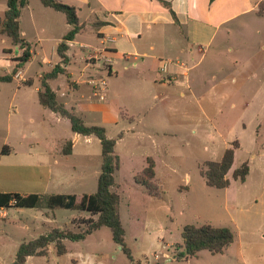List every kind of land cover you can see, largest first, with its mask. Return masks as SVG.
<instances>
[{"label": "rangeland", "instance_id": "374dc122", "mask_svg": "<svg viewBox=\"0 0 264 264\" xmlns=\"http://www.w3.org/2000/svg\"><path fill=\"white\" fill-rule=\"evenodd\" d=\"M6 1L0 0V16L6 11ZM27 1L28 4L22 9L19 19L23 38L32 44H38V40L41 42L35 48L37 56L33 54L18 70L19 74L17 73L9 82H0V189L12 183L30 182L29 179L33 177H36L35 187L39 188L47 177L44 171L35 173L26 167L28 141H23L21 145L18 143L22 134L28 138L33 134L37 136L42 134L34 128L29 119L40 117V111H35L34 104L40 108L39 110H44L34 103L37 100L36 88H42V75L51 72L59 61L56 48L65 33L63 26L66 18L64 14L52 8H45L40 0ZM44 12L53 17L56 24L53 30L41 35L40 39L29 24V16L32 14L34 18L40 19ZM244 46L246 51L252 52L247 48L256 50L257 43L248 42ZM74 50L75 48H72L70 54H73ZM21 53L22 50L13 45L10 38L0 35V77L11 75L17 64L16 59ZM85 57L87 53L84 52L82 58ZM85 65L86 62L81 61L79 55L72 59L70 70L75 78L80 76L79 73ZM88 66L85 75L95 72V69L104 72L102 65ZM113 66L119 80L128 79L129 83L133 82L130 87L139 91L143 88L137 79L133 80L137 71H133L130 64L115 60ZM112 76L114 77V73ZM51 86L58 94L60 102L68 101L66 92H69L70 87L65 74L58 75V79L53 81ZM225 89L230 92L237 90L231 86ZM241 91L245 92L248 100L256 95L258 87L256 83L251 82ZM64 95L66 97H63ZM140 95L141 100L146 101V94ZM105 99L111 100V94L106 95ZM121 99L132 102L128 91L122 93ZM197 101L191 98L188 101L178 99L164 103L150 102V105L156 104V108L146 116L147 122L153 120L146 131L139 129L129 131L128 120L122 121L121 118L118 119V126L110 123L103 127L100 124L101 117L85 114L83 122L85 125L103 127L107 136L116 140L114 151L121 159L122 169L114 173L116 186L111 190L117 192L120 197V222L125 230V245L130 250L131 258L113 242L110 229L102 227L82 241L64 240L67 249L64 255L58 256L55 245L49 244L47 256L30 257L25 264H264V127L257 133L259 135L257 142L255 129L252 127L255 117H259L260 122L264 123V106L260 108L253 104L245 106L243 133L242 126L237 127L241 105L235 104V108L231 109L229 103L211 104ZM167 106L179 109L178 122L174 120L176 116L172 118L170 114L166 113L168 115L166 116L162 112V110L167 112ZM67 109L72 110L69 106ZM202 110L215 118L213 125H219L221 135L213 133L208 135L207 130L205 136L191 134V125L195 121H200L199 123L204 125ZM217 111H220L221 115H216ZM75 114L79 115L76 112ZM168 117L171 118L172 124ZM64 122L59 130L61 135L71 130L69 121ZM172 125L176 128L174 132H171ZM154 129L157 132H152ZM203 129L201 128V131ZM120 133L122 139L118 137ZM236 135L238 137L240 135L241 144L236 151L233 167L227 175L229 187L219 189L207 186L200 175L203 163L220 160L227 142L233 137V140H236ZM95 142L90 150L92 166L96 164L100 168L101 148L96 140ZM5 147L9 149V153L3 152ZM37 149L44 150L42 146ZM146 156H153L158 161L156 179L163 191L160 200L151 198L146 189L136 184L133 179V175L142 169L141 161L145 160ZM243 162H247L250 168L244 183L233 180L231 176L233 170ZM71 189L59 188L56 191L72 193ZM86 189L96 191L97 179L88 180ZM42 210H48V219L42 217ZM5 211L7 216L1 217L0 210V264H11L21 243L33 240L46 230L50 231L57 227L78 232L83 228L79 216L83 218L91 216L86 212L64 209L13 208ZM204 224L229 229L234 236L233 243L222 254L201 251L195 257L177 259L178 249L175 247L182 243L183 228L187 225L199 227Z\"/></svg>", "mask_w": 264, "mask_h": 264}, {"label": "crops", "instance_id": "0c3cea01", "mask_svg": "<svg viewBox=\"0 0 264 264\" xmlns=\"http://www.w3.org/2000/svg\"><path fill=\"white\" fill-rule=\"evenodd\" d=\"M60 1L76 9L78 25L81 27L74 39L68 43L69 62L64 66V74L68 78L70 88L69 92H66L68 96H63L68 101L61 103L66 108L69 106L74 113H79L77 116L84 122L87 114L90 116L94 114L101 117L100 124L103 127L110 123L118 126V119L121 118L122 121L128 120L129 131L134 132L136 129L146 131L153 121L147 122L146 116L156 108V104L150 105V102L164 103L178 99L188 101L192 98L197 99V102L211 104L229 103L231 109L235 108V104L241 105L242 110L237 120V127L242 126L241 132L244 133L245 106L248 104L258 108L264 106V15L257 13L258 5L264 0ZM164 3H167L170 9ZM44 13L40 19L34 18L32 14L29 16V24L40 39L41 35L53 30L56 24L53 17ZM19 25L23 38L20 20ZM70 28V25L65 22L64 35ZM23 39L26 41L25 38ZM37 42L40 44L41 40ZM248 42L257 43L258 48L257 46L256 50L247 48L252 52L246 51L244 45ZM26 43L30 44L31 57L33 54L37 56L35 48L38 44H32L29 41ZM72 48L75 50L73 54H70ZM84 52L87 53V57L82 58ZM78 55L81 61L86 62V65L80 71V76L75 78L70 65L72 59ZM58 60L57 64L60 63L59 57ZM115 60L128 63L133 67V71H137L133 80L137 79L136 81L143 86L140 91L130 87L133 82L129 83L128 79L119 80L113 66ZM89 64L102 65L104 72L101 69H95V72L85 75V69L89 67ZM249 73L251 75L248 76ZM57 79L58 77L49 80L48 85L59 101L58 94L51 86V83ZM251 82L256 83L258 92L247 100L245 92L241 90ZM230 86L237 90L227 91L225 88ZM219 87L221 88L217 89ZM39 90L40 88H36L37 100L34 103L44 110H39L40 108L34 104L35 111H40V117L30 118L29 122L42 134L40 136L33 134L30 138L22 134L18 144L28 141L26 167L35 173L44 171L47 176L46 181L38 188L35 187L36 177H33L29 179L30 182L7 185L0 189V193L73 194L79 202L83 195L96 192L86 191V185L88 180H98L99 172H101V166L100 168L96 164L92 166L90 151L92 145L96 144L95 140L99 145L100 141L94 136H82L73 133L72 130L61 135L59 131L61 124L69 120L41 106L38 101ZM124 91L129 92L132 102L121 99ZM141 93L146 94V101L141 100ZM105 94L107 96L111 94L112 99L107 101ZM166 108L167 112L163 110L162 112L166 116L169 114L171 117L176 116L174 120L178 122L179 109L172 106ZM201 113L204 125L199 123L200 121H195L191 125V134L205 136L207 130L208 135L210 133L221 135L218 130L219 125H213L215 118L208 116L204 110ZM219 114L220 111H217L216 115ZM185 116L189 118L188 115ZM258 118H253L252 123L256 142L259 138L257 133L264 127L262 125L264 123H261ZM170 119L169 122H171ZM201 128L204 129L201 131ZM175 129L172 125L171 132ZM152 132L157 131L154 129ZM107 137L111 139L109 135ZM239 137L236 135V140H233V137L232 142H227L229 147L235 141L239 144V147L234 150V157L240 148ZM68 143H71V151L64 155L62 150ZM227 144L226 149L229 148ZM40 146L44 148L43 151H38L37 148ZM146 158L141 161V170L146 166ZM151 158L155 162L154 174L157 177L158 161L153 156ZM119 160L120 169H122L120 157ZM59 188L67 190L72 188L73 192L56 191ZM0 210L1 217H6L5 209ZM47 211L41 212L45 220L49 218ZM79 217L83 218V216Z\"/></svg>", "mask_w": 264, "mask_h": 264}, {"label": "trees", "instance_id": "16d2710c", "mask_svg": "<svg viewBox=\"0 0 264 264\" xmlns=\"http://www.w3.org/2000/svg\"><path fill=\"white\" fill-rule=\"evenodd\" d=\"M47 8L65 15L66 22L70 25V30L63 36L56 48V53L60 58V63L55 65L51 72H47L41 77L42 88L38 91V101L41 106L66 118L70 122L73 133L82 136H94L101 145V172L97 180V190L94 194H85L77 202L74 195H43V194H19L0 193V209H64L76 210L89 213V218H81V226L78 232L67 228H54L39 237L23 242L17 249L14 261L11 264H25L28 257L47 256L49 244H54L58 256L67 253L63 243L64 240L82 241L94 231L108 227L112 234V240L121 250L131 258L130 250L125 245V230L120 222L119 200L117 192L112 191L115 185L114 173L120 169L119 157L115 154V139H110L106 131L100 126H87L83 119L77 116L72 110H68L64 104L58 101L56 94L48 85V81L55 79L60 74H64V66L68 64L67 51L68 43L72 41L81 27L76 14V9L62 3L60 0H40ZM28 4L27 0H7L6 11L0 16V35H5L12 41L13 45L22 50L21 55L16 59L17 64L9 76L0 77V82H9L18 73V70L28 62L31 57L30 44L21 37L19 18L23 8ZM170 9L167 3H164ZM258 15H264V2L258 5ZM173 14V12H172ZM122 137V133L118 135ZM239 147L238 142H233L231 146L224 150L222 157L217 161L204 162L201 168V176L207 186L219 189H226L230 182L227 179L229 171L234 161V150ZM71 143L64 146L63 153L69 154ZM4 153H9L7 147ZM155 162L153 158H146V166L133 177L134 182L143 186L147 194L154 199L160 200L163 191L160 183L155 177ZM250 173L247 162H243L233 171L232 179L245 182ZM95 216L96 218H94ZM182 243L175 247L178 249L177 259H189L195 257L201 251H208L212 254H222L234 241L233 233L227 228H218L208 224L199 227L187 225L181 233Z\"/></svg>", "mask_w": 264, "mask_h": 264}, {"label": "built area", "instance_id": "2783aa9c", "mask_svg": "<svg viewBox=\"0 0 264 264\" xmlns=\"http://www.w3.org/2000/svg\"><path fill=\"white\" fill-rule=\"evenodd\" d=\"M102 85H103V86H105V83H104V82H102Z\"/></svg>", "mask_w": 264, "mask_h": 264}]
</instances>
